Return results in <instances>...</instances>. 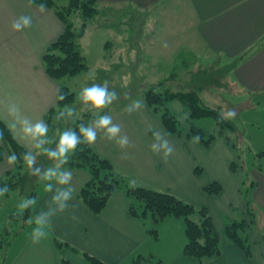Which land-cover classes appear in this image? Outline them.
Returning <instances> with one entry per match:
<instances>
[{"label": "crops", "instance_id": "crops-1", "mask_svg": "<svg viewBox=\"0 0 264 264\" xmlns=\"http://www.w3.org/2000/svg\"><path fill=\"white\" fill-rule=\"evenodd\" d=\"M96 1L101 5L107 2L113 5L130 2L133 6L147 11L150 16L153 14L154 19L161 20L163 15L168 18L172 15L157 7L158 3L166 0ZM181 1L185 10V20L181 27L169 29L165 25L167 22L163 24L162 20H156L157 24L161 23V32L154 25L146 29L151 37L149 46L145 44V51L150 62L157 60L153 61V66L168 65V50L175 49L173 44L183 41L191 33L189 38H192L193 44L188 39L190 51L203 49L215 57L223 58L219 60L235 63L223 81L235 98L234 102L228 103L229 108L238 104L241 105L240 108L253 107L254 99L264 101V0ZM39 6L29 3V0H0V121L14 140L34 158L36 145L43 137L33 138L25 134L19 121L27 118L33 125L38 121L46 124V114L57 102L60 83L47 74L43 55L49 44L64 29L63 22L54 10L44 7L41 11ZM149 8H152L150 12ZM22 15L32 18L31 26L21 31H13V21ZM123 48L121 46L120 51ZM163 49L165 53L158 57ZM121 56L124 55H119L118 60ZM210 60L215 61L214 58ZM176 64L171 63L173 66ZM231 84L235 85V90L245 93L248 102L244 96L239 103L237 91L234 90L233 94ZM223 87L204 86L198 91L199 95L201 91L208 95L210 100L204 101L205 104L220 107L221 103H217L216 98L226 90ZM13 105L18 109L16 115L9 111ZM169 107L177 115L181 113L184 116L186 126H181V134L168 132L160 116L146 104L142 96H138V99L128 104L111 107L103 115L111 116L112 125L120 128L111 139L108 138L106 129L96 127V123L103 116L91 120L87 128L91 127L96 131V140L88 145L99 156L108 159L114 170L129 178L132 183L156 190H167L194 206L207 208L221 237L222 251L206 264H264V230L263 233L257 231L254 221L248 222L245 227L250 242V256L245 255L236 244L226 241L224 233L228 222L237 219L249 220L245 199L249 201L250 209L251 201L257 203L264 229V172L254 169L247 172L248 188L244 197L241 186V157L236 150L233 131L227 129L226 135L223 131L218 134L219 127L212 123L213 139L206 146L190 133L189 111L182 103L173 99ZM125 139L127 143L121 147L119 142ZM216 143L224 154L218 160L219 171H223V174L217 171L209 176L202 165L208 159L203 158L201 153L203 150L214 151ZM0 148L1 177L15 168V162H8L12 156L1 140ZM212 161L217 162L214 157ZM199 168L201 170L197 172L195 169ZM77 170L59 168L53 172L71 173L73 179ZM80 170L84 171L83 177L85 176L80 184L74 185L70 180L61 185L57 181V184L50 183V191L47 190L49 184L40 190L39 198L31 209V217L36 225L23 227L15 236L18 240L14 238L10 244L16 241L18 247L6 263L62 264L61 259L64 258L77 264H90L79 252L67 246L55 245L52 237H57L107 264H123L130 257L133 259L138 254H146L137 251L150 237H155L149 232L155 225L156 237H178L177 244L174 248L169 246L167 250L149 254L153 253L161 264H198L196 259L183 254L186 241L183 219L168 216L154 224L148 217L132 216L128 212L129 198L123 188L112 193L98 214L83 207L75 195L88 178V173ZM212 181H218L222 186L218 194H208L203 190ZM69 190L71 195L68 200L55 199L60 192ZM61 203L65 205L63 210L60 208ZM9 211V206L0 205V227ZM37 220L43 221L45 234L38 243H33V230L39 226ZM163 229H167L166 236ZM24 233V239H20L19 236Z\"/></svg>", "mask_w": 264, "mask_h": 264}, {"label": "trees", "instance_id": "trees-1", "mask_svg": "<svg viewBox=\"0 0 264 264\" xmlns=\"http://www.w3.org/2000/svg\"><path fill=\"white\" fill-rule=\"evenodd\" d=\"M61 0H31L37 5H44L54 10L57 17L63 22V31L49 44L44 55L43 62L47 74L55 80L64 76L74 75L87 69L85 58L77 47L76 37L83 34L88 22L98 13L96 0H68L66 4H60ZM77 12L81 17V29L77 33L71 22V14ZM140 30H137L139 33ZM184 56V55H183ZM182 58V55H181ZM185 60V59H184ZM181 59L171 73L156 83H149L142 90V96L146 104L156 112L162 121L164 128L171 133L181 134L182 129L178 115L169 107V102L177 99L189 111V130L202 144L209 145L213 139L212 134H207L201 127L195 125V120L210 117L213 124L220 128V131L227 127L234 131L233 122L226 119L220 111V107H213L205 104L199 95L204 86L223 87L225 83L214 74L220 69L214 68L207 73V69H188L186 62ZM179 64V65H178ZM235 63L229 65L230 69ZM229 69V70H230ZM206 76V81L204 76ZM212 75V77H211ZM210 76V77H209ZM214 77V78H213ZM225 80V79H224ZM175 84L176 89L170 85ZM162 87V90L158 89ZM63 97V98H61ZM74 92L69 90L67 85L59 84L58 99L54 107L46 114V126L48 132L37 148L34 162L31 168L24 157L29 156L12 137L9 130L0 121V140L3 141L11 156L15 155V168L6 172L0 177V205L8 206L6 199L12 191L17 190L19 194L25 195V200L37 201L39 198V187L41 177L49 169L55 171L59 168L79 169L83 168L88 172V178L77 191L76 200L87 210L94 214L100 213L105 207L112 193L123 188L129 198L128 212L134 217L150 218L154 224L168 216L180 217L184 221V232L186 241L183 246V254L196 259L198 264H206L215 258L222 251V240L214 225L211 215L205 206H194L193 204L179 198L167 190H156L132 183L129 178L116 172L108 159L99 156L84 141L80 132V126L87 128L89 122L97 117L105 115L111 107H105L97 113L82 112L77 116ZM122 105H125L122 104ZM73 131L80 143L69 153L66 159L59 161L58 166H53V158H49V152L58 149V142L61 134ZM1 148H0V157ZM52 165V166H50ZM39 170V175L32 173ZM200 172L199 169H195ZM199 170V171H198ZM40 185V186H39ZM222 186L218 181L208 183L203 190L208 194H218ZM35 204V203H34ZM34 204H29L23 210H10L3 222L0 232V244H10L21 229L28 225H36L31 217V209ZM245 206L249 220L237 219L230 221L225 226V240L239 246L245 255L250 256L249 237L245 231L248 222L254 221V213L250 209L249 201L245 199ZM31 220L32 223H28ZM155 237L157 230L155 225L149 230ZM58 247L67 246L73 251L79 252L91 264H107L99 258L80 251L76 247L57 237H52ZM152 256L147 257L138 254L132 261L134 264H148ZM145 260H148L145 263ZM62 264H72L69 260L61 259ZM1 264V263H0ZM154 264H161L155 260Z\"/></svg>", "mask_w": 264, "mask_h": 264}, {"label": "rangeland", "instance_id": "rangeland-1", "mask_svg": "<svg viewBox=\"0 0 264 264\" xmlns=\"http://www.w3.org/2000/svg\"><path fill=\"white\" fill-rule=\"evenodd\" d=\"M67 2L68 0H61L60 4H66ZM96 6L98 8V13L94 16L91 22H88L87 26L83 30V34L79 37H76L77 47L82 52L85 58L87 69L71 76H64L60 80H58L59 83L67 85L69 90L74 92L76 99L73 107L76 108L75 114L77 116L85 111H91L92 113H95L99 112L100 110L93 108L91 104L86 103L82 99L81 93L85 87H91L94 84H99L103 87V83L107 81V92L109 94L115 92L117 94V98L112 100L111 104L107 105L106 107H114L122 105L124 103L128 104L138 99V96L142 94L143 88L147 85L149 86V83L154 81L155 83L159 82L164 76H168L173 68L177 66L171 65V63L181 64V59H185L184 61L186 62L187 67L190 70L201 68L207 69L208 73L211 72V70H213L214 68H217L220 69V71L215 72V78H220L221 81H224V79L227 77L226 75L229 72L230 64L225 60H219L223 58L215 57L211 53H208L207 51L205 52L203 49L196 48L195 50L192 49L191 51L188 49V39L193 44L192 38H189L191 33H188V35L186 36L187 38L183 41L173 44L175 49L168 50V53L170 55L168 57L170 59L168 65H161L156 67L153 66L152 63L153 61L157 60H152V62H150L149 55L145 51V47L147 45L149 46L148 42H150L151 36L150 34L146 33V29L154 25L157 26L159 32H161V23L157 24L156 20H162L163 24L167 22V24L165 25L169 29L181 27L183 21L185 20V10L181 0H166L158 3V8L164 9V12L166 13H172V15L166 14L167 16L170 15L169 18L163 15L161 20L154 19V15L152 13V16H150L147 11L133 6V4L130 2H120L115 3L114 5L108 2L104 5H101L99 4V2H97ZM151 9L152 8H149L148 12H150ZM70 19L74 25L75 31H77L78 33L81 29L80 24L82 22L80 15L77 12H73ZM142 24H144L145 26L142 27ZM94 25H96L95 28L93 27ZM138 29L141 30L139 33H137ZM147 38L148 41H146ZM145 44L147 45L145 46ZM121 46H124V48L120 51ZM163 53H165L164 49L162 52L160 51L158 53V57H161ZM119 55L124 56H121V58L118 60ZM210 58H214L215 61L210 60ZM159 59L161 58H158V60ZM206 76H208V74L204 76L205 81ZM170 87L172 89L178 88V86L176 87L175 84L170 85ZM231 87L233 88L232 92L234 94L235 85L231 84ZM223 88L226 90H223L221 93H219V98L217 97L216 99L218 100L217 103H221L220 111L223 116L229 121L233 122L236 127L233 133L235 135L236 150L241 157V172L243 180L241 186L245 197V192L248 188L247 172H250L252 169L261 170L264 172V101L254 99L256 103L254 102L253 107L250 106L240 108L241 105L238 104V106L235 105L232 108H229L228 103H230V101L234 102L235 98L231 96L232 93L227 89V87ZM158 89L162 90V87H159ZM237 95V99L240 103V101L244 98L245 93L238 90ZM200 96L203 102H208L210 100L208 95L204 94V92L202 91L200 92ZM245 101L248 102L246 96ZM230 111H234L235 115L229 116L228 113ZM178 119L180 121V126H186V121L181 113L178 115ZM194 122L195 125L201 127L207 134H213L211 129L213 125L212 118H201L195 120ZM227 129L228 128L225 127L222 132L219 128L217 132L218 134L222 132L224 135H226L225 130L227 131ZM213 150L214 151L211 152H209L208 150L204 152L203 150L201 153V156L203 158L208 159V161H205V165H202L204 166V172L209 176H212L217 171L219 172V174H223V171L222 173L221 171H219L220 169L218 168V166L220 164L218 163V160L222 159L224 154L221 152V148L217 143L214 144ZM69 153L70 152H66L64 156L60 158L54 157L53 166H58L59 161L66 159ZM213 157L215 160H217V162H211V159ZM61 169L73 170L65 167ZM80 169L85 170L83 168H79L78 171L76 168H74V170H77L75 171L76 174H74V178L71 179V181L75 183L74 185L80 184L85 178V176L83 177L84 171L81 172ZM48 171H46L45 173H47ZM224 182L225 184H227L226 181ZM50 183L57 184L56 178L53 177L51 180L42 179L40 184L41 186L39 185L40 187L38 188L39 191L44 188L46 184ZM6 201L8 203L9 209L16 211L23 210L24 208L21 209L20 205L26 202L25 195L19 194L17 190L12 191ZM251 209L254 213L255 229L263 233L264 229L262 224V214L257 207V203L254 204L251 201ZM1 228L2 226L0 227V232ZM162 232L164 235L167 234V229H163ZM19 237L20 239H24L25 233L23 236ZM16 238L18 240V237H15V239ZM177 239L178 237H150L137 252H145L146 254H144V256L147 257L152 256V258L154 259H152V261L145 260V263H147L148 261V264H154V261L158 259L153 256V253H151V255L149 254V252L164 251L167 250L169 246L174 248L177 244ZM8 245L9 244L7 243L0 244L1 264H9V262H6L13 256L14 251L18 247L16 241L13 242L12 245ZM133 256H135V254ZM81 259L82 261L86 260H84L83 258ZM69 262H71L72 264H77L71 260H69ZM123 264H134L132 261V257L126 259Z\"/></svg>", "mask_w": 264, "mask_h": 264}, {"label": "clouds", "instance_id": "clouds-1", "mask_svg": "<svg viewBox=\"0 0 264 264\" xmlns=\"http://www.w3.org/2000/svg\"><path fill=\"white\" fill-rule=\"evenodd\" d=\"M29 3H31V0H29ZM44 5H40L39 9L43 11ZM32 24V18L27 15H22L18 19L14 20L11 28L13 31H21L22 29L26 27H30ZM167 47V45H164ZM107 84L108 82L105 81L103 83V87L100 86L99 84H94L91 87H85L81 93L82 99L86 102L91 104V106L95 109H103L107 105L111 104L112 100L117 98V94L113 92L112 94H109L107 92ZM63 98V97H61ZM137 107H139V104H137ZM10 114L16 115L18 113V109L13 105L10 108ZM229 116H234L235 113L234 111H230L228 113ZM21 125L23 126V131L25 134L30 135L31 137H43L47 134L48 128L46 124H44L42 121H38L37 123L30 124L29 120L27 118H24L19 121ZM111 125V126H110ZM97 128L101 129H106L107 130V136L109 139H111L113 136H115L119 131L120 128L116 125H112V118L111 116H103L101 117L98 122L96 123ZM80 132L82 133L84 137V141L91 145L92 143L95 142L96 140V131L89 127V128H84L80 126ZM44 141H40V144H43ZM80 143L76 135L74 134L73 131L69 130L66 133L61 134L59 142H58V150L56 152H49L48 156L49 158H60L63 157L66 152H71L76 148V145ZM127 143V140H122L119 142V145L121 147L124 146V144ZM40 144H37L36 147L39 148ZM167 147V145H165ZM169 151H171L169 149ZM25 161L27 162L28 166L31 168V165L34 162V157L33 156H25L24 157ZM16 160L15 155L9 158V163H13ZM33 175H39V170L35 171L32 173ZM53 177L56 178V180L61 184H67L71 180V173H55L51 170H49L41 179H46V180H51ZM47 190H51V185H47ZM0 195H3V193H0ZM71 195L70 190L69 191H64L60 192L55 199L56 200H68ZM35 201L29 200L20 205V208H26L28 207L29 204H34ZM61 210L65 208V205L63 203L60 204ZM28 223H32L31 220L28 221ZM37 225L33 230L32 238H33V243H38L40 241V238L44 236L45 234V226L43 224L42 220H37Z\"/></svg>", "mask_w": 264, "mask_h": 264}]
</instances>
